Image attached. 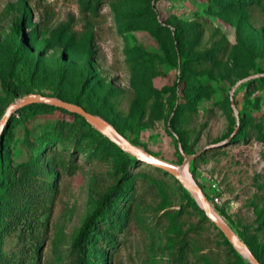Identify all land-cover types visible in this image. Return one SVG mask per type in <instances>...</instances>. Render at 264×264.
<instances>
[{"label": "rangeland", "instance_id": "rangeland-1", "mask_svg": "<svg viewBox=\"0 0 264 264\" xmlns=\"http://www.w3.org/2000/svg\"><path fill=\"white\" fill-rule=\"evenodd\" d=\"M27 95L82 106L152 161L200 151L181 168L264 264V0H0V122ZM26 105L0 148L10 175L42 164L52 192L30 230L4 237L8 264H73L80 225L113 191L88 264H254L180 179L142 159L123 173L139 157L84 117Z\"/></svg>", "mask_w": 264, "mask_h": 264}, {"label": "trees", "instance_id": "trees-1", "mask_svg": "<svg viewBox=\"0 0 264 264\" xmlns=\"http://www.w3.org/2000/svg\"><path fill=\"white\" fill-rule=\"evenodd\" d=\"M212 3H217L223 6H251L254 5L257 0H209ZM173 33V40L177 43L179 37L178 32ZM76 104V103H75ZM30 105H24L19 109H26ZM89 112V111H88ZM91 113V112H90ZM9 122V121H8ZM7 122V123H8ZM59 127L58 125L56 128ZM62 130V125L60 128ZM6 131V125L3 127L0 133V145ZM245 135L240 133L235 139L244 138ZM62 141V140H60ZM230 140L216 143L210 147H220ZM66 144V142H61ZM182 150L187 155H192V152L182 143ZM200 153L196 155L191 162L198 159ZM140 158L130 157L125 158L120 164V171L125 172V166H132L138 163ZM149 163V162H148ZM151 164V163H150ZM154 166V165H153ZM8 162L4 160V152L0 148V264H8L7 258L2 251V242L4 237L11 231L18 228H22L26 231L33 227L35 219L42 214L46 208V204L52 192V187L48 181L42 178L43 165L38 161H30L15 165L13 174L8 172ZM158 168L157 166H154ZM116 192L107 193L102 196L92 212L85 217L79 230L74 237L71 250L74 253L73 264H88L86 262V255L84 249L90 245L94 238V235L98 233L96 226L99 223H105L106 220L103 212L109 204V201L113 194Z\"/></svg>", "mask_w": 264, "mask_h": 264}, {"label": "water", "instance_id": "water-1", "mask_svg": "<svg viewBox=\"0 0 264 264\" xmlns=\"http://www.w3.org/2000/svg\"><path fill=\"white\" fill-rule=\"evenodd\" d=\"M37 100H43V101H47L51 104H54L55 106L59 107V108H63L69 112L72 113H76L79 114L80 116L84 117L87 121H89L91 124H93L97 129H99L100 131H103L102 128L104 126H108V128L115 134V136H113L110 133H107L105 131V134L107 135V137L113 141L114 143H116L120 148H122L123 150H130L132 151L136 156H138L140 159L145 160L146 162L151 163L154 166H157L158 168L162 169L164 172L166 173H170L172 175H174L176 178L180 179L181 182L190 190L195 191L198 196H199V200L202 204V208L205 211V214L207 215V217L212 220V222L223 232V234L225 235V237L227 238V240L235 247V248H244L246 250V252L248 253V257L250 258V260L254 263V264H259L258 261L256 260V258L253 256V254L251 253V251L248 249V247L246 246V244H244L229 228L226 224H224L218 217H216L215 215H213L210 211L208 202L205 198V196L203 195V193L201 192L200 188L195 184V183H191L187 180H183L182 178H180V172L179 169L187 164L190 160H192L196 155H198L200 153L197 152L195 154H192L188 157H185L183 162L181 163V165L179 167H175L172 166L170 164L161 162V161H152L146 158V155L141 152L139 149L133 147L132 145H130L122 136H120L115 130L114 128H112L109 124H107L105 121H103L101 118H99L98 116L86 111L82 106L77 105L75 103H71V102H67L55 97H51V96H40L39 98H34L32 97V95H27L23 100L11 104L10 107L8 108V110L6 111V113L3 116V120L0 122V132L2 130V127L4 125V122L6 121L9 111L14 108L17 109L19 107H22L26 104L32 103L34 101Z\"/></svg>", "mask_w": 264, "mask_h": 264}, {"label": "bare ground", "instance_id": "bare-ground-1", "mask_svg": "<svg viewBox=\"0 0 264 264\" xmlns=\"http://www.w3.org/2000/svg\"><path fill=\"white\" fill-rule=\"evenodd\" d=\"M102 130L105 131V132H107V133L112 134L113 136H115V134H114V133L108 128V126H104V127L102 128ZM145 155H146V158H147V159H151L150 156H148L147 154H145ZM185 165H187V164H185ZM179 172H180V178H182L183 180H187V181L193 183V181H191V180L189 179L188 174H187V171H186L184 168L179 169ZM197 195H198V194H197ZM209 208H210V207H209ZM210 211H211V210H210ZM211 213H212V211H211ZM212 214H213V213H212ZM213 215H214V214H213ZM239 250L242 251L243 253H245V254L248 255V253L246 252V250H245L244 248H239ZM245 254H244V255H245Z\"/></svg>", "mask_w": 264, "mask_h": 264}]
</instances>
